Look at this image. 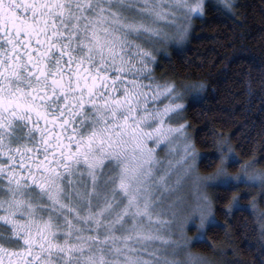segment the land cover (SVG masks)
Here are the masks:
<instances>
[{
  "label": "snow or ice",
  "instance_id": "obj_1",
  "mask_svg": "<svg viewBox=\"0 0 264 264\" xmlns=\"http://www.w3.org/2000/svg\"><path fill=\"white\" fill-rule=\"evenodd\" d=\"M179 11L190 22L204 0H0V264H203L191 245L217 223L206 192L172 230L187 211L173 173L197 156L220 162L196 176L205 188L264 196V173L227 171V138L198 153L188 122H169L184 90L152 74L153 53L186 39L189 25L165 27Z\"/></svg>",
  "mask_w": 264,
  "mask_h": 264
},
{
  "label": "trees",
  "instance_id": "obj_2",
  "mask_svg": "<svg viewBox=\"0 0 264 264\" xmlns=\"http://www.w3.org/2000/svg\"><path fill=\"white\" fill-rule=\"evenodd\" d=\"M217 1L206 2L184 46L158 55L154 74L184 90L181 120L188 122L198 153L214 151V141L227 138L239 160L230 165L232 173L250 161L264 171V0H233L230 9ZM192 85L200 91L193 93ZM219 164L199 157L197 168L207 175ZM255 191L245 183L226 193L213 188L217 223L192 249L203 255L226 252L227 264H264V232L247 207ZM240 193H247L240 196L243 207H229Z\"/></svg>",
  "mask_w": 264,
  "mask_h": 264
},
{
  "label": "rangeland",
  "instance_id": "obj_3",
  "mask_svg": "<svg viewBox=\"0 0 264 264\" xmlns=\"http://www.w3.org/2000/svg\"><path fill=\"white\" fill-rule=\"evenodd\" d=\"M207 1H210V0H204V11H205V4ZM212 1H217V0H212ZM218 1L220 4H222V0H218ZM232 1L233 0H231V2ZM190 2L195 3L196 0H190ZM222 6H223V4H222ZM203 14H204V12H203ZM197 17H200V16L193 15L191 17L190 22H189V19L186 17L185 13L183 11H179L177 13L175 22L172 24H168L165 27H166V30L169 31L170 33H176L178 30V27H183L186 24L189 25V29H188L186 39H184L182 42H179V43L165 42V44L163 46H160L159 51H155L153 54L156 57H158V55L160 53H164V52L167 53L169 51V49H171V48H180V47L184 46L185 43L189 39L190 33L192 31L194 20ZM157 61H158V58H157ZM157 61L155 63H153V65H152V69H153L152 74H154V69H155V65L157 64ZM200 89H201V86L192 85L191 91L193 93H197L198 91H200ZM163 102L164 101L162 100L161 104H163ZM184 103L186 104V98L185 97H184ZM180 114H181V112L176 113L169 122L173 123V124L180 123L181 122V115ZM187 132L189 133L188 130H187ZM189 138L192 139V136L190 135V133H189ZM173 143L175 144V149H174V153L171 154V158L174 160H177V159H179L180 155L183 153V141L181 140L180 137L177 136L173 139ZM166 149H167V145L160 148L157 152V155L165 157V160H167L168 156H169V154L166 152ZM191 151L192 150L190 148L189 152H191ZM198 161H199V156L195 157L194 159H190L186 163L189 165H193V167H191L185 171L183 165H178L176 168V171L173 173V177H172L173 179H175V175L177 173H183L184 174V177H185L184 182H183V184L180 188V191L178 193L183 198V205H180L178 207H185L187 210L186 212L179 213L177 220L173 221L172 230L176 233H178L180 230L179 229L180 218H182L188 212H191L195 208V206L200 203L199 197H200L201 192L207 193V195L209 196V199L211 201V207H212L211 193H212L213 187L205 188L204 185L202 183L198 182L196 179L197 175H202L199 173L198 168H197L198 167L197 166ZM247 164H248L247 169H244V167H243L244 164H243L240 167V169L237 170V173L236 172L232 173V171H230V165H228L227 171L233 175L241 173V172L264 173V171L257 168V166L255 165L254 162L250 161ZM248 184H250L252 187H255L256 191L252 195V198L249 201V204L247 205V207L254 212L256 219L258 220L257 222L259 224V227L261 229V222L262 221H261L260 214H261V212H264V201H263L264 196L261 195L262 190H261V186L258 183H248ZM253 202H255V208L249 207V205H251ZM234 208H238V207H234ZM197 215H198V213H197ZM198 224H199V220L197 219L194 222V224H192L190 222L189 225H186L185 226V234L188 237L196 236L197 227L195 225H198ZM204 236H205V233H204ZM192 245H191V252L202 257L203 258V264H227L228 258H226V252H223L224 255L218 254L217 256L213 255V254L212 255H203V254H200V253H197L196 251H194L192 249Z\"/></svg>",
  "mask_w": 264,
  "mask_h": 264
}]
</instances>
